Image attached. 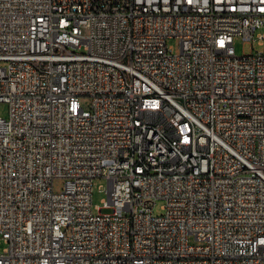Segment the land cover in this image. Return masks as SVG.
<instances>
[{
    "label": "built area",
    "instance_id": "built-area-1",
    "mask_svg": "<svg viewBox=\"0 0 264 264\" xmlns=\"http://www.w3.org/2000/svg\"><path fill=\"white\" fill-rule=\"evenodd\" d=\"M258 30L264 0H0V264H264Z\"/></svg>",
    "mask_w": 264,
    "mask_h": 264
},
{
    "label": "rangeland",
    "instance_id": "rangeland-1",
    "mask_svg": "<svg viewBox=\"0 0 264 264\" xmlns=\"http://www.w3.org/2000/svg\"><path fill=\"white\" fill-rule=\"evenodd\" d=\"M259 32L264 33V30H258L255 36L254 40H244L240 36H234L233 37V45L234 50L237 55H245V54H251L255 52H264V39L258 38L257 34ZM167 45L170 47V51L173 54H177L180 51V43L179 39L176 37H170L167 39ZM4 63L0 62V65H3ZM81 104L87 108L88 107V98L82 97L80 99ZM8 116V104L5 102H0V117L1 118H7ZM64 183L63 178H55L53 180V188L54 191L58 192L62 189ZM106 179L103 177H97L92 182V206H93V212L97 213V209L95 207H100L104 205V200L107 199L106 194ZM164 200L161 198H158L155 200L154 207L152 209L153 213L156 215H160L164 213L163 209ZM103 213L109 212V209L104 208L102 210ZM189 240L191 242H195L194 238L190 236ZM5 246L4 243L0 244V250L3 249Z\"/></svg>",
    "mask_w": 264,
    "mask_h": 264
},
{
    "label": "bare ground",
    "instance_id": "bare-ground-1",
    "mask_svg": "<svg viewBox=\"0 0 264 264\" xmlns=\"http://www.w3.org/2000/svg\"><path fill=\"white\" fill-rule=\"evenodd\" d=\"M182 162L185 168H192V170H199L201 167V160H199V151L187 150L182 155Z\"/></svg>",
    "mask_w": 264,
    "mask_h": 264
}]
</instances>
